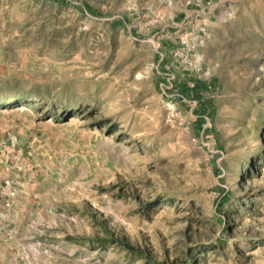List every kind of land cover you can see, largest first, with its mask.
I'll return each instance as SVG.
<instances>
[{"label":"rangeland","instance_id":"1","mask_svg":"<svg viewBox=\"0 0 264 264\" xmlns=\"http://www.w3.org/2000/svg\"><path fill=\"white\" fill-rule=\"evenodd\" d=\"M187 1L0 0V264H264V0Z\"/></svg>","mask_w":264,"mask_h":264},{"label":"built area","instance_id":"2","mask_svg":"<svg viewBox=\"0 0 264 264\" xmlns=\"http://www.w3.org/2000/svg\"><path fill=\"white\" fill-rule=\"evenodd\" d=\"M213 1L215 0H189L187 1V5H190L193 8V11H205L208 17H212V12L214 10ZM223 14L226 20L231 18L232 15L231 12H228L227 10H224ZM158 59L159 62L162 60L161 54H158ZM161 69L163 70L161 74L163 80L161 83H159V90L161 91V95L166 96L165 93L169 90H172L175 79L173 73L170 71L169 65L163 64Z\"/></svg>","mask_w":264,"mask_h":264}]
</instances>
